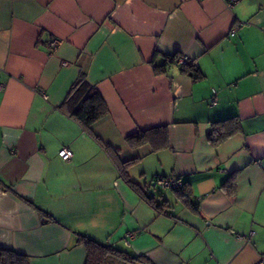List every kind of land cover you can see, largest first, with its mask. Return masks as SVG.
<instances>
[{"label": "crops", "instance_id": "0c3cea01", "mask_svg": "<svg viewBox=\"0 0 264 264\" xmlns=\"http://www.w3.org/2000/svg\"><path fill=\"white\" fill-rule=\"evenodd\" d=\"M155 50L202 77L155 73ZM81 71L108 107L98 139L61 107ZM0 85L1 248L85 264L83 235L154 264L264 259V0H0ZM233 116L240 130L213 146L212 123ZM159 126L165 146L126 141ZM174 175L182 189L152 190Z\"/></svg>", "mask_w": 264, "mask_h": 264}, {"label": "trees", "instance_id": "16d2710c", "mask_svg": "<svg viewBox=\"0 0 264 264\" xmlns=\"http://www.w3.org/2000/svg\"><path fill=\"white\" fill-rule=\"evenodd\" d=\"M180 56L181 54L179 52L162 54L158 50H155L150 64L155 73L166 74L172 66H177L182 73L188 74L193 79L202 77L201 71L193 64L190 58L186 64L179 63L178 59ZM61 107L65 109L85 131L92 135H94L91 131L92 124L108 113V107L103 97L96 87L87 81L84 71H81L78 79L69 88ZM240 127L239 119L236 116L213 122L207 134V139L213 146H216L238 132ZM94 136L97 138L96 135ZM126 141L129 146L132 147L150 143L154 147L159 148L167 144V130L165 126L138 130L128 135ZM104 147L115 161L121 175L126 178L124 169L125 162L118 158L116 150L110 146ZM235 181L236 173L232 174L226 182L225 189L227 193H233ZM131 186L135 191H138L141 196L146 198L149 203L153 204L152 199L146 197V193L142 191L141 188L138 186L136 187L135 184L132 183ZM38 212L41 217H45L43 221L51 220V217L46 213L39 210ZM77 242L83 244L85 247V264H128L138 262L154 264L145 255H135L119 249L112 244L103 245L83 235H77ZM0 264H28V259L24 254L13 249L0 247Z\"/></svg>", "mask_w": 264, "mask_h": 264}, {"label": "built area", "instance_id": "2783aa9c", "mask_svg": "<svg viewBox=\"0 0 264 264\" xmlns=\"http://www.w3.org/2000/svg\"><path fill=\"white\" fill-rule=\"evenodd\" d=\"M240 0H225V2L227 3L228 6H232L233 4H235L236 2H238ZM236 28L234 27L231 30V34H234ZM60 43L59 39H53L52 41V45L56 46ZM190 59L187 56H180L178 59L179 63L182 64H186ZM2 88V85H0V89ZM44 97H46L45 94H43ZM58 155L64 159L67 160L69 158H71L72 156V151L71 149H69L68 147H63L58 151ZM184 181L179 177V176H158L155 177L152 181H151V185L155 188L161 189V190H165V189H173V190H179L181 188H183L184 186ZM253 233V231L249 232V235H251ZM127 236H133V233L128 232ZM255 264H264V259H260L259 261H257Z\"/></svg>", "mask_w": 264, "mask_h": 264}, {"label": "rangeland", "instance_id": "374dc122", "mask_svg": "<svg viewBox=\"0 0 264 264\" xmlns=\"http://www.w3.org/2000/svg\"><path fill=\"white\" fill-rule=\"evenodd\" d=\"M158 188H154V189H152L153 191H155V192H157L158 190H157Z\"/></svg>", "mask_w": 264, "mask_h": 264}]
</instances>
